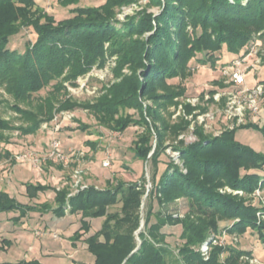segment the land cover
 <instances>
[{
    "label": "trees",
    "instance_id": "trees-1",
    "mask_svg": "<svg viewBox=\"0 0 264 264\" xmlns=\"http://www.w3.org/2000/svg\"><path fill=\"white\" fill-rule=\"evenodd\" d=\"M137 1L106 0L97 8L73 7L69 9L70 17L56 21L35 0H0V88L16 103L29 102L52 82L56 92L66 89L63 83L76 86L79 77L93 67L103 68L115 57L112 73L114 79L120 80L105 88L96 103L81 107L92 111L100 126L110 132L122 134L128 127L144 130L133 141V150L150 165L147 200H155L158 211L154 215L150 203L144 206L139 249L131 254L137 246L133 233L140 225L144 195V185L139 182L120 183L115 190L87 186L71 196L67 186L57 190L28 183L25 196L31 202L22 204L0 191V213L18 212L16 220L32 212L50 213L58 219L78 215L80 227L70 241H82L92 263L73 264H248L242 261L255 258L253 252L229 245L213 246L209 239L212 236L219 240L222 231L229 236H243L250 230L264 243V208L247 203L243 197L219 192L226 186L249 196L264 188V174H259L264 172V154L236 143L234 129L214 140L201 137L190 144L181 140L169 144L178 154V164L170 157L159 179L156 173L165 150L161 145L165 135L171 130L176 141L188 125L182 118L169 125L162 116L168 108H177L175 99L186 93L185 88L168 81L190 77L195 59L196 68L208 66L215 70L216 62L224 55L231 58L230 63L244 56L252 36L264 30V0H150V7L162 9L159 15L143 13L118 23L115 9ZM58 2L66 8L77 5L79 0ZM24 30L32 32L33 39L24 43L20 53L19 49L11 50V37ZM124 69L129 76L123 74ZM47 99L39 105V116L12 105L17 114L34 120L20 129L21 135L36 132L41 120H52L53 103ZM145 102L158 105L151 107ZM60 103L61 110L76 107L70 100ZM184 110L190 114L194 108L186 105ZM7 129L8 124L0 118V133ZM261 132L264 135V125ZM153 142L155 148L148 157ZM49 191L54 193V207L31 204L39 194ZM180 198L186 200L188 208L183 218L165 216L163 206ZM116 202L122 203L120 210L108 212ZM153 216L155 221L151 223ZM100 218H104L103 222L91 233L92 221ZM166 226L179 228L181 244L176 255L162 232ZM82 235L87 237L82 239ZM207 242L211 250L204 260L199 248Z\"/></svg>",
    "mask_w": 264,
    "mask_h": 264
},
{
    "label": "rangeland",
    "instance_id": "rangeland-1",
    "mask_svg": "<svg viewBox=\"0 0 264 264\" xmlns=\"http://www.w3.org/2000/svg\"><path fill=\"white\" fill-rule=\"evenodd\" d=\"M105 1L106 0H79L77 5L63 8L59 5L58 0H35L37 6L48 14H52L56 21L70 17L69 9L73 7L97 8L103 5ZM149 2L150 0H138L135 3L116 8L115 19L121 24L124 23L127 18H139L143 13L151 14L152 17L159 15L162 9L150 7ZM32 39V32L24 30L17 36L11 37V43L8 47L11 50L19 49L20 53L22 48L24 50V43ZM252 50L255 54L252 53L253 55H251L249 62L241 67V70L245 73V85L248 88H253L256 84L264 81V30L252 36L248 46V52ZM196 58L198 59L199 57ZM230 61L231 58L228 55H224L223 58L216 62L217 67L213 70L208 66H197L196 68L195 59L192 67L194 71L190 77L181 81L178 79L168 81V83L174 86L179 84L181 87L185 88L186 93L183 97L175 99L178 104L177 108L175 106L168 108V111L162 113V116L169 125L173 126L176 124L179 118H182L183 121H187L188 125L186 130L179 134L176 141L175 134H172L171 130L165 135V140L163 144H161L162 149L165 150L162 151L163 154L160 156L156 179H159L165 168L164 163L168 162L170 157L178 164V154L173 152L168 146L178 140L186 144H190L201 137L214 140L215 138L223 137L225 132L236 129L234 133V140L236 143L255 152L264 154V135L261 132V128L264 125V98H261L262 100L259 98V110L257 113L249 111L248 109H243L244 107L241 106V104H244L246 99H244L243 95L235 94L236 92L231 89L232 83L229 81L227 71H225L230 65L221 66L230 63ZM251 63L255 64V66L254 68L250 67L248 69ZM114 67L115 57H112L106 62L103 68L93 67L89 73L79 77L76 81V86L63 83L66 89L56 92L55 87H53L55 82H52L49 86L34 94L29 102L20 101L16 103L10 95L0 88V118L8 124V129L0 133V180L3 177L4 185H10V191L14 190L19 201L23 202L26 200V197H20L18 194L23 193L28 183L50 186L57 190L67 186L70 190L69 195H74L75 180L73 178V171L76 168L84 170L82 178L83 183L87 186L94 187L96 190H115L120 183L126 185L128 183L139 182L144 185V195L141 200H143L146 194L148 195L151 189L150 165L148 162L141 160L133 150V141L136 140L137 134L143 133V128L128 127L122 134L110 132L100 126L92 111L87 109V107H81L82 105L87 106L96 103L98 98L105 93V88L110 87L114 82L120 80L114 79L113 77L112 70ZM122 72L125 75H130L127 69H124ZM157 93L159 94V91ZM229 94H231V96ZM46 98L53 103L52 120H41L39 129L36 132L28 135H21L22 131L20 129L32 125L34 120H31V117L29 118L28 116L25 117L17 114L12 110V105L17 104L21 110L27 112L32 111L39 116V105H42L41 103L44 102ZM64 100H70L76 107L72 110L59 109L60 102ZM146 104L151 107L158 105V103L150 102H145V105ZM186 105L194 108V111L190 114L185 113L184 106ZM238 109H241L240 112L237 111ZM128 112L132 113V111ZM169 116L171 117L169 118ZM228 116H230V118ZM40 118L41 116L37 117V120H40ZM246 125L252 126L249 128H239ZM53 139L59 141V150L67 156L68 163L66 165L45 160L40 166H33L30 162L19 161L17 159L19 155H23L27 151L35 154L36 157L41 159L46 157L50 142ZM154 148L155 142H153V149ZM104 160H109L110 167H102V162ZM241 174H244V171H241ZM259 174L263 175L264 172H259ZM1 188L5 191L3 187ZM219 192L243 197L247 200V203L264 208V188L256 189L254 193L249 196L243 194L239 190L233 191L226 186L220 188ZM119 198L120 196H118L117 200ZM53 199L54 193L49 191L41 193L31 204H34V202L37 204L47 203L49 206L54 207L55 203ZM147 199L146 196L143 201V207L140 206V211L143 212L144 216V206L150 203L153 208V213L156 215L158 211L156 201H148ZM121 206L122 203L116 202L115 205L108 208V212H118ZM187 209L186 200L180 198L175 199L171 203H166L161 211L165 216L183 218L187 213ZM40 215V212H32L30 214L31 221L29 222V229H33L36 222H39L42 217ZM257 217L258 219L261 218V213H257ZM79 218L78 215H73L71 217L70 215H66L65 218H57V220L52 214H46L43 215L42 220L56 221L57 223L63 222L65 227L75 224L78 229L80 227ZM103 220L104 218L93 220L90 232L92 233L97 230ZM154 221L155 217L153 216L151 218V223H154ZM4 223L5 221L1 219L0 261L18 262L17 264L29 262V260H22L23 254H17L15 256L16 251L12 248L9 251L5 250L2 237L6 240L10 238V241L14 245L16 244L14 239L8 236V228ZM59 229L61 228L59 227ZM41 231L42 230L35 228L32 231H27L25 236L28 238L29 232L37 237ZM136 231L133 233L134 238ZM52 232L53 231H49V234ZM141 232H144V226ZM162 232L166 234V242L176 255L177 249L181 244L178 237L179 228L176 226H166ZM54 236H56L55 240L61 239L60 242H67L66 235L62 232L52 233L51 237L53 240ZM86 237L87 235H82L81 238L83 239ZM209 241H211V245L213 246L225 247L229 245L233 248L249 250L253 253L257 250V259H252L254 261L256 259L258 261L257 264H264V243L258 240L255 232L249 230L243 236H229L225 231H222L219 235V240L211 236ZM201 247L199 248L201 256L204 260H207L211 247L209 248L208 246L206 251L201 250ZM80 248L82 250V245H80ZM81 250L74 258L75 261L90 263L92 260L91 254L88 251ZM252 259L244 258L243 261H241L243 263L248 262V264H256V262H251ZM50 261L48 263L62 264L56 259Z\"/></svg>",
    "mask_w": 264,
    "mask_h": 264
},
{
    "label": "crops",
    "instance_id": "crops-1",
    "mask_svg": "<svg viewBox=\"0 0 264 264\" xmlns=\"http://www.w3.org/2000/svg\"><path fill=\"white\" fill-rule=\"evenodd\" d=\"M12 174V173H11ZM6 178V176H5ZM0 191H3L1 187L5 189V191L8 193L11 197H14L18 202L22 204H27L28 202H31L27 199L25 196V190L23 193H17L20 197H26L25 201H19L16 197V193L13 191H10V185H4V179L3 177L0 180ZM2 184V185H1ZM40 195V194H39ZM39 197V196H38ZM35 200V199H34ZM32 200V201H34ZM30 214L26 215L25 217L21 218L20 220H16L15 218L18 217V212H9V213H0V220L5 221V225L7 226V233L8 236L12 237L15 241L14 245L10 238L7 240L2 237L3 243L5 244V250L9 251L11 248L16 251V254H23V261L29 260V261H37L42 264H52L48 263L50 260H59L62 264H73L75 261V257L80 253V245H82V250H86V245L80 241L72 242L70 241V237L73 235V233L77 230L76 225L73 224L71 226L65 227L63 225V222H54V221H43V215L50 213H40L42 216L39 222L37 221L34 225L33 229H29V222ZM71 217V216H70ZM65 218V217H64ZM57 219V218H55ZM63 219V218H62ZM58 220V219H57ZM12 224V225H9ZM73 226V227H72ZM59 227L61 229H59ZM35 228H38L41 231V233L35 237L28 232L29 237L27 238L25 235L27 234V231H32ZM29 229V230H28ZM9 230V231H8ZM49 231H53L52 233L62 232L66 235V240L60 242V240H53L52 239V233L49 234ZM58 243V244H57ZM84 245V247H83ZM23 246V247H21ZM25 247V248H24ZM4 250V251H5ZM81 250V251H82ZM257 251V250H256ZM256 251L253 253V257L257 259ZM20 256V255H18ZM17 258V257H16ZM20 258V257H18ZM19 261V260H18ZM44 262V263H43ZM51 262V261H50ZM54 262V261H52ZM0 263H10V264H17L18 262L14 263L12 261H5ZM92 263V260L91 262ZM55 264V263H53Z\"/></svg>",
    "mask_w": 264,
    "mask_h": 264
},
{
    "label": "built area",
    "instance_id": "built-area-1",
    "mask_svg": "<svg viewBox=\"0 0 264 264\" xmlns=\"http://www.w3.org/2000/svg\"><path fill=\"white\" fill-rule=\"evenodd\" d=\"M252 53L255 54V52L249 51L247 52L244 56L238 57L234 59L228 66L225 71H227V75L229 77V81L232 83L231 89H233L235 94H240L243 95L244 99H246L244 104H241L243 106L244 110L248 109L249 111H252L254 113H257L258 105L260 99L264 98V83H258L256 86L253 88H248L245 84V78H244V72L241 70L242 65L245 63L249 62V59ZM257 63V62H256ZM255 64L251 63V65L248 67L254 68ZM247 71V70H246ZM231 96V94H229ZM260 98V99H259ZM261 99V100H262ZM264 100V99H263ZM242 109V108H241ZM241 109H238L237 111L240 112ZM230 118V116H228ZM60 149V143L59 141L53 139L50 142L49 149L47 150L46 157L44 158H39L36 157L35 154L29 153L28 151L25 152L23 155H19L17 159L19 161H25V162H30L33 166H40L45 160H48L53 163H63L66 165L68 163V158L67 156L59 150ZM102 167L103 168H108L110 167V162L109 160H104L102 162ZM73 178L75 180L74 183V190L73 192L76 194L79 190H83L87 187L82 181L83 175H84V170L80 168H76L73 171ZM71 196V195H70ZM54 239H56V236H54ZM207 243L203 244L201 247V250H207ZM251 262H256L258 261L255 259V261L252 259Z\"/></svg>",
    "mask_w": 264,
    "mask_h": 264
},
{
    "label": "water",
    "instance_id": "water-1",
    "mask_svg": "<svg viewBox=\"0 0 264 264\" xmlns=\"http://www.w3.org/2000/svg\"><path fill=\"white\" fill-rule=\"evenodd\" d=\"M154 149L152 150V152L150 153L149 156H151V154L153 153ZM147 196V194L144 196L143 200H142V205L141 207H143V201L145 200V197ZM143 226H144V221H143V212H141L140 214V226L138 228V230L136 231L135 233V238H136V241H137V246L136 248L132 251L131 254L135 253L138 249H139V246L141 244V241L139 240L138 238V234L141 232V230L143 229Z\"/></svg>",
    "mask_w": 264,
    "mask_h": 264
}]
</instances>
